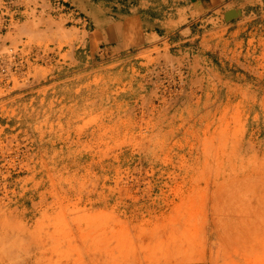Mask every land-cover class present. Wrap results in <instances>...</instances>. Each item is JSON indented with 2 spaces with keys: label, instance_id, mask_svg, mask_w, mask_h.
I'll return each mask as SVG.
<instances>
[{
  "label": "rangeland",
  "instance_id": "obj_1",
  "mask_svg": "<svg viewBox=\"0 0 264 264\" xmlns=\"http://www.w3.org/2000/svg\"><path fill=\"white\" fill-rule=\"evenodd\" d=\"M37 1L0 0V264H264V0L191 66Z\"/></svg>",
  "mask_w": 264,
  "mask_h": 264
},
{
  "label": "crops",
  "instance_id": "obj_2",
  "mask_svg": "<svg viewBox=\"0 0 264 264\" xmlns=\"http://www.w3.org/2000/svg\"><path fill=\"white\" fill-rule=\"evenodd\" d=\"M37 3L54 12L55 17L70 22L71 29L87 33L83 43H75V47L84 49L87 58L94 57L97 51L103 57H116L135 48L143 52L167 47L161 54L168 53L191 66L202 62V55H216L221 43L233 45L228 51L235 52L246 40L248 52L252 39L246 38L242 34L246 29L240 28L244 17L241 6L253 4L252 0H38ZM32 5L28 8L19 5L23 9L13 12L24 16Z\"/></svg>",
  "mask_w": 264,
  "mask_h": 264
}]
</instances>
